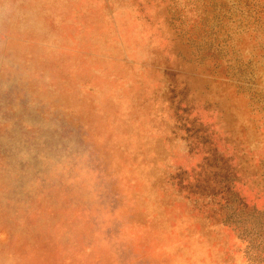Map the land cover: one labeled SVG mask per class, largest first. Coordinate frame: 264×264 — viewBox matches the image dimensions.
I'll return each instance as SVG.
<instances>
[{"label":"rangeland","instance_id":"obj_1","mask_svg":"<svg viewBox=\"0 0 264 264\" xmlns=\"http://www.w3.org/2000/svg\"><path fill=\"white\" fill-rule=\"evenodd\" d=\"M0 264H264V0H0Z\"/></svg>","mask_w":264,"mask_h":264}]
</instances>
